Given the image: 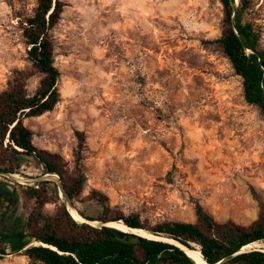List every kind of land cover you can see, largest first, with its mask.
Returning <instances> with one entry per match:
<instances>
[{
  "label": "rangeland",
  "instance_id": "1",
  "mask_svg": "<svg viewBox=\"0 0 264 264\" xmlns=\"http://www.w3.org/2000/svg\"><path fill=\"white\" fill-rule=\"evenodd\" d=\"M60 1L64 11L51 31L60 102L24 123L33 144L60 155L71 173L75 132L85 133L87 182L76 205L90 206L89 195L97 190L112 207L151 224L194 223L200 204L218 222L251 225L264 205V115L246 103L242 79L217 43L222 4ZM252 1L246 20L260 30L264 48V0ZM37 5L0 0V93L19 76L31 95L40 84L22 35V23ZM42 179L31 162L19 174L0 175V192L11 195L7 230L26 220L34 202L24 203L23 191ZM53 179L71 212L59 177ZM0 264L30 263L16 253Z\"/></svg>",
  "mask_w": 264,
  "mask_h": 264
},
{
  "label": "trees",
  "instance_id": "2",
  "mask_svg": "<svg viewBox=\"0 0 264 264\" xmlns=\"http://www.w3.org/2000/svg\"><path fill=\"white\" fill-rule=\"evenodd\" d=\"M223 6V32L217 43L229 59L235 74L242 79L247 104L264 115V48L261 32L246 20L252 0H217ZM64 11L60 0H38L32 17L22 23V35L28 48V60L42 75L31 95L23 76L0 93V175L19 174L31 162L41 176L57 175L65 197L88 222L76 221L65 203H61L59 185L41 180L26 186L24 203L34 202L26 220L7 230L6 213L11 201L9 191L0 192V260L19 253L30 264H197L183 249L199 250L207 264H264V247L242 252L253 243H264V205L258 218L249 226L233 221L218 222L202 205L195 207L194 223L162 221L151 224L137 213L125 214L112 207L107 195L93 190L92 203L78 207L87 182L83 170L86 136L76 131L75 166L69 172L63 158L38 149L33 132L24 121L52 112L60 102L58 83L61 77L55 66L51 31ZM56 204L54 213L45 211ZM91 208L97 211L91 213ZM98 222L100 225H92ZM122 223L127 230L108 224ZM131 230L144 231L146 236Z\"/></svg>",
  "mask_w": 264,
  "mask_h": 264
},
{
  "label": "water",
  "instance_id": "3",
  "mask_svg": "<svg viewBox=\"0 0 264 264\" xmlns=\"http://www.w3.org/2000/svg\"><path fill=\"white\" fill-rule=\"evenodd\" d=\"M57 175H52V174H48V175H45L44 177H43V179L42 180H44V179H46V180H54L53 178H55ZM63 190V193H64V195H65V191H64V189H62ZM68 203H69V205L71 206V208H72V210L76 213V215L80 218V220L82 221V222H88V221H85L80 215H79V213H78V211L75 209V208H73V205H72V202H71V200L68 198ZM72 215V214H71ZM74 218V217H73ZM75 219V218H74ZM76 220V219H75ZM76 221H78V220H76ZM92 225H100L98 222H92L91 223ZM109 226H111V227H116V228H118V229H121L119 226H123V227H125L126 229H127V227L125 226V225H123L122 223H111V224H108ZM133 233H135V234H138V235H142L143 236V234L142 233H145L144 231H141V230H131ZM182 249L187 253V251H189V252H195V251H192V250H189V249H187V248H185V247H182ZM253 249V248H252ZM247 250H250V249H243L242 250V252H245V251H247ZM201 253V252H200ZM188 254V253H187ZM202 255V254H201ZM195 261V260H194ZM203 262H205V264H207L206 263V261L203 259ZM221 264V263H220Z\"/></svg>",
  "mask_w": 264,
  "mask_h": 264
},
{
  "label": "bare ground",
  "instance_id": "4",
  "mask_svg": "<svg viewBox=\"0 0 264 264\" xmlns=\"http://www.w3.org/2000/svg\"><path fill=\"white\" fill-rule=\"evenodd\" d=\"M71 214H72V216L76 219V220H78V221H81L80 220V218L76 215V213L72 210L71 211ZM122 230H127L125 227H121V226H119ZM144 236H146L147 234H145V233H142ZM261 243V242H260ZM260 243H253V244H250V245H248V246H246V247H244L243 249H252V248H257V246H259V244ZM187 253H188V255L193 259V260H195V262L197 263V264H205V262H203V257H202V255H201V253H200V251L199 250H196L195 252H189V251H187Z\"/></svg>",
  "mask_w": 264,
  "mask_h": 264
}]
</instances>
